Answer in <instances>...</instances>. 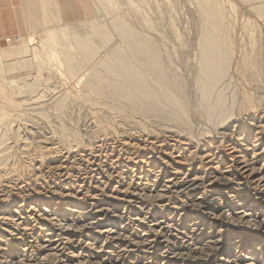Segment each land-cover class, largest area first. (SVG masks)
Instances as JSON below:
<instances>
[{
  "label": "bare ground",
  "instance_id": "6f19581e",
  "mask_svg": "<svg viewBox=\"0 0 264 264\" xmlns=\"http://www.w3.org/2000/svg\"><path fill=\"white\" fill-rule=\"evenodd\" d=\"M198 5L215 44V37L225 31L221 6L217 0H199ZM143 50L130 40L132 55L144 59ZM216 50L217 45L211 46L212 52ZM44 53V63L55 67L45 74L47 79L59 77L58 67L76 79L88 61L75 62L69 53L61 63L52 48L45 47ZM203 58L211 79L216 67L210 48ZM18 60L8 59L10 64ZM257 65L263 67V60ZM124 77L104 63L84 87L107 100L128 98L127 109H137L146 100L147 114L162 122L175 120L165 112L167 106L155 100L153 90L140 84L118 88ZM213 86L203 88V97L214 128L198 137L186 123L157 129L162 139L149 128L133 133L101 125L97 138L89 136L83 143L75 131L61 130L62 152L56 145L44 150L59 155L58 162L46 165L47 174L57 181L48 190L44 187L47 199L59 201L54 209L49 200H37L44 165L31 162L32 174L24 179L23 169L12 162L15 150L19 152L11 144L12 133L18 132L13 131L14 123L23 118L30 122L29 130L44 125L42 104L32 92L22 94L26 86L1 90L0 264H264V220L249 233L237 234L228 226L245 220L246 209L264 217V93L235 111L225 106L220 94L216 96ZM48 92L44 99L65 113L71 98ZM20 145L23 154L30 153L28 139H21ZM10 177L19 181L8 182ZM134 205L144 212L133 211ZM156 209L161 213L151 216ZM173 211L182 212L184 219H175ZM212 217L227 228L226 233H205Z\"/></svg>",
  "mask_w": 264,
  "mask_h": 264
},
{
  "label": "rangeland",
  "instance_id": "374dc122",
  "mask_svg": "<svg viewBox=\"0 0 264 264\" xmlns=\"http://www.w3.org/2000/svg\"><path fill=\"white\" fill-rule=\"evenodd\" d=\"M198 1H0V92L4 88L11 90L26 86L28 92L23 90L22 94L25 96L32 92L45 113V124L36 125V130H29L27 123L30 122L23 118L17 120L13 131L18 129V132H13L11 139L13 148L19 149V152L14 149L16 157L12 158V162L21 171L23 169L21 173L24 179L25 175L30 177L32 166L36 163L44 165L46 173L40 175L41 179L37 183L42 194L37 196V200L43 199L45 203L49 200L52 209L59 202L47 199L49 194L46 191L56 181L52 175L47 174L46 167L58 162L59 155L46 153L44 150L56 145L55 149L62 152L63 148L59 146L61 130L75 131L79 141L84 143L89 136L97 138L96 132L101 125H107L110 129L120 126L133 133L149 128L160 134L158 130L170 123H186L198 137L214 128L212 117L205 113L207 98L203 97L204 87L214 83L216 96L220 94L225 106H231L235 111L247 107L260 92L264 93V0H217L223 11L225 31L215 37V44L208 34L207 23ZM131 39L142 45V54L146 58L139 59L137 54H131ZM215 45L218 50L212 52L211 46ZM8 47L10 49L5 51ZM28 47L30 50L26 51ZM45 47L57 52L61 63L67 60L69 53H72L75 62L88 60L81 71L82 75L72 80L66 76L62 67H58L59 77L47 79L45 74L55 67L44 63ZM209 48L216 67L211 79L206 76L208 67L203 58ZM9 56L19 60L10 64ZM260 59L263 60V67L257 65ZM104 63H107L109 70L117 71L119 76L125 75L118 88L136 87L140 84L145 89L153 90L155 100L165 104L168 110L165 112L174 115L175 120L162 122L158 117L147 114L144 99L138 103L137 109L132 106L127 109L128 98L107 100L85 88L87 79L93 72L100 70ZM23 77L26 83L22 80ZM46 91L71 98L72 103L66 107L65 113L58 112L56 103L44 99ZM17 93L21 94V91ZM22 94L20 98L23 97ZM91 119L94 124L90 122ZM159 138H163L162 134ZM21 139H28L32 143L29 154L22 153ZM31 152L33 156L30 155ZM33 157L38 162L34 163ZM10 178L8 182L19 181L17 177ZM29 206L27 204L26 207ZM42 209L50 211L47 206ZM132 209L144 212L139 205H134ZM246 210L245 220L228 225L238 231L237 234L255 230L258 221L264 220L261 212L254 216V212ZM160 213L161 210L156 209L155 215L151 216L155 217ZM173 213L175 219L181 218L182 212ZM140 222L145 225L142 220ZM204 228L205 233L211 235L227 232V228L218 224L214 217L208 220L207 227ZM234 240L236 239L233 238L232 241Z\"/></svg>",
  "mask_w": 264,
  "mask_h": 264
}]
</instances>
